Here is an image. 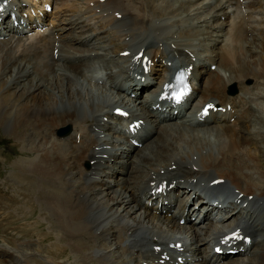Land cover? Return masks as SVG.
I'll list each match as a JSON object with an SVG mask.
<instances>
[{
	"label": "bare ground",
	"instance_id": "1",
	"mask_svg": "<svg viewBox=\"0 0 264 264\" xmlns=\"http://www.w3.org/2000/svg\"><path fill=\"white\" fill-rule=\"evenodd\" d=\"M19 1L21 2L18 0L15 4L19 5ZM89 1L86 0L85 6L77 8L67 5L77 4L76 2L64 1L63 5L66 7L61 12L62 17L60 14L57 17L58 22L48 26L44 33H23L20 37L0 40V44L7 43L6 53L0 54L4 69L11 68L15 62L22 59H26L36 68L35 75L29 78L27 83H22L21 80L15 82L13 87L17 90L18 97L13 98V94L0 97V119L1 116H6L14 121L15 124L11 126L20 137L24 134L23 127H32L29 135L33 137V141L39 137L38 141L30 146V151H35L33 156L30 159H18L14 162V168L21 172L19 174L16 171L15 174L21 183L18 180L15 182L31 187L29 193H24L28 198L24 213L34 211V207L29 205L31 203L36 207L34 196L38 198L40 205L37 217L40 220L34 218L32 222L29 221L32 224L24 228L25 232L23 230L21 238H13L11 243L5 238L4 242L0 243V264H33L35 259L42 261L38 259L39 256L44 258L46 264H122L121 257L125 252L130 253L131 258L138 264L141 260H148L149 264H153V248L150 244L159 243L154 239L156 235L165 238L174 234L178 227L182 226L181 216L178 217L174 211L169 214L173 208L170 203L162 204L160 212L157 211L159 207H149L143 195L149 194V181L161 173V168H169L173 161L185 163L196 157L201 166L210 167L202 177L208 179L212 174L213 177H227L228 181L222 185L207 188L211 198L217 199L228 192L232 193L231 184L240 189L245 186L246 191H251L254 188L252 178L264 182L262 174L258 175L260 173L256 172L258 176H254L259 167V160L254 161L257 157L254 160L249 159V145L253 137L247 124V120L254 126L264 124V105L259 107V113H262L260 117L252 110L248 116L250 105L247 95L251 89L244 83L248 76L259 80L261 83L256 86L257 90L254 92L264 95V76L258 79V72L264 74V66L262 59L257 62L262 63L259 67L245 63L242 55L245 52V43H249V47H246V53L250 51L249 54L256 53L258 48L264 46L256 45L264 37V0H219L211 14H204L202 10L205 9H202L192 17L198 18L200 24L191 27L182 25L186 28L179 29L178 34L165 30L163 35L156 36L164 47L157 46L145 51L155 62L148 74L142 73L144 78L136 79L143 85L142 89L156 90L167 79L166 70L170 67L163 58L176 60L175 53L178 52L181 62H191L194 54L190 55L189 51L197 50L193 38L204 32L208 41L202 45L207 53L205 58L200 57L195 61L194 76L198 82H195L194 91L190 96L191 106H198L203 101L212 99L224 106L231 103L232 107L215 117V123L199 124L203 128L189 125L191 129H188L178 123L175 126L153 124L141 148L128 142L124 132L122 136L116 134L112 131V124L103 120L104 115H110V106L117 100L115 90L119 91V88L112 87V91L104 86L93 85L101 91L97 93L94 87H83L84 91L89 90L87 94L75 88L73 75L83 74L84 65H88L86 61L89 62L94 57H101L106 66L108 65V77L118 75L113 70L112 63L119 64L128 59L120 56L119 50L128 44L136 43L137 46H142L146 43L141 37L135 39L140 33L134 26L136 24L132 12L135 13V22L138 25H146L155 15L158 18L169 15L172 21L167 20L166 23L173 25L171 31L174 30V25H180L183 18H178L179 8L175 2L169 0H150L153 9L148 8L147 0H116V3L114 0H106L97 5H91ZM190 1L193 0H182L179 7L186 8ZM162 2L164 3L161 4ZM20 5L22 11L27 10L22 3ZM207 5L203 2L201 6ZM97 7L107 15L101 16ZM115 10L126 13L124 22L114 15ZM63 18L68 27L60 28L65 26L62 25ZM91 19L95 22L92 23ZM110 21L122 22L119 23L123 26L121 34L128 36V39L124 37L121 41H112L102 49L98 39L107 36L108 29L104 25ZM199 25L202 28L197 27ZM165 27L161 26L164 29ZM70 29L72 34L67 33ZM58 41L59 55L56 58L54 49ZM261 42H264V39ZM167 47H170V50H167ZM260 52L264 54V51ZM157 55L160 58H155ZM206 59L210 60V63L217 62L219 69L213 71L206 68V65L201 64ZM43 62L45 65H42ZM126 70V65L121 64L120 71L125 73ZM48 72L54 75L58 73V78L45 84L49 80ZM60 77L66 81L60 80ZM230 81L238 83L241 90L238 95L226 92L227 83ZM211 89L215 93H212ZM10 98H13L12 102H9ZM101 98H108L110 102L98 105L94 113L82 118L71 108H58L65 105L72 107L79 101L96 104ZM141 101L146 105L151 103L150 99ZM12 104H15V107ZM150 111L149 109V113ZM146 115L151 120L150 115ZM232 116H235L234 122L230 120ZM253 117L259 118V121H254ZM67 123L73 125V131L63 137L56 136L55 129ZM214 125L217 127H213ZM258 134L260 135V129ZM121 138L124 139L120 140ZM214 143H218V154L209 151L208 147L212 148ZM256 146L254 141V147ZM105 153L107 156H104ZM133 153L136 155L135 160ZM87 160L94 161L86 167L84 162ZM248 165H252L253 170L251 168L250 171ZM186 172L192 171L187 169ZM186 183L190 184L189 181ZM257 185H260L259 182ZM0 195L6 197L1 191ZM202 205L209 204L202 202ZM185 210L191 215L200 213L193 204H185ZM9 215L11 214L6 217ZM42 219L47 222L48 229L45 233H39L37 228ZM236 224L257 234L252 224L242 221H237ZM29 226L34 227L33 231L37 232L34 234L36 238H31ZM187 226L191 229V234L186 239H193L192 246L186 249L190 264H264V249L250 258L237 257L222 261L212 255L208 242L213 233H216V237L227 233L235 226L231 222L212 223L205 229L193 223ZM46 235L52 236V239L48 240V246L43 245L47 244L43 243ZM103 239L105 240L100 243ZM214 241L215 239L211 240L212 243ZM256 242L257 238L254 239V243ZM133 252H136V256Z\"/></svg>",
	"mask_w": 264,
	"mask_h": 264
},
{
	"label": "rangeland",
	"instance_id": "2",
	"mask_svg": "<svg viewBox=\"0 0 264 264\" xmlns=\"http://www.w3.org/2000/svg\"><path fill=\"white\" fill-rule=\"evenodd\" d=\"M81 2V5H78L79 3L78 2H76L77 4H67L68 6H73V7H81V6H85V4H87L86 2H85V0H81L80 1ZM164 2H162L161 4H163ZM62 4H64V1L62 2ZM65 7H66V5H65ZM64 7V8H65ZM61 17H62V14H61ZM89 20V19H88ZM65 23V20H64V18H63V20H62V25H65L64 24ZM61 27H68L67 25H65V26H60V28ZM67 33L68 34H72V31H71V29L70 30H68L67 31ZM260 42H258L257 44H259ZM246 44V43H245ZM256 44V45H257ZM4 46V47H3ZM246 47H248L247 45L245 46V49H244V51L246 52ZM5 50H4V49ZM263 48V49H262ZM261 49H262V51H264V46L262 47ZM3 49V50H2ZM0 51H1V55H4L5 53H6V51H7V43H1L0 44ZM261 57V58H260ZM194 59V58H193ZM261 59H264V54L263 53H261L260 52V54H258V55H256V56H253V57H251V58H249L248 60H246L245 61V63H252V64H257V62H260L261 61ZM78 64V63H77ZM71 66H73V65H75V64H70ZM263 66H264V63H263ZM256 67H259V65H256ZM223 73V72H222ZM221 73V74H222ZM225 73V72H224ZM223 73V74H224ZM263 76H264V74H262ZM262 76V77H263ZM261 77V78H262ZM260 78V79H261ZM253 82V79H251V78H249V79H247V83H249V84H251ZM7 86H6V84H5V82H4V80H0V92H2V90H4L5 88H6ZM84 88H87V87H94L95 88V90H96V92L97 93H101V91L100 90H98L95 86H93V85H90V84H84V86H83ZM84 88H83V92H85V93H87L88 94V91L89 90H87V91H84ZM100 91V92H99ZM93 90L91 91V94H93ZM211 92L212 93H215V91L213 90V89H211ZM17 96V95H16ZM16 96H13V98L15 97L16 98ZM18 97V96H17ZM102 97V96H101ZM13 98H10L9 99V102H12L13 101ZM262 98V97H261ZM102 99V98H101ZM229 99H231L230 97H229ZM228 99V100H229ZM92 100V102H94V99L92 98L91 99ZM98 100H100V99H98ZM76 104V103H75ZM74 104V105H75ZM261 104L262 105H264V99H262V100H260V103H259V106L258 107H260L261 106ZM65 106H69V105H65ZM14 107H15V105H14ZM71 107V106H70ZM74 108H75V110H76V112L78 113V114H83V112L82 111H80V110H78L75 106H73ZM61 110H63V109H61ZM261 110H257V113H256V111H255V115L256 116H258V117H260V115L262 114V113H259ZM263 113H264V110H263ZM4 117V118H3ZM253 119L255 120V121H259V118H254L253 117ZM257 123H259V122H257ZM8 124H10V125H8ZM15 123H14V121H10V119H8L6 116H1V119H0V185H1V182L3 181V179H4V174L6 173L7 174V172L6 171H8V168L9 167H11V163H12V161L16 158V157H18L20 154H22V153H24V154H27V155H31V156H21L19 159H30L32 156H33V152H35V151H30V146L32 145H34V141L31 139V137L28 135V133H29V131H30V127H28V128H24L23 127V131H24V135L25 136H23V137H20L18 134H16L15 133V131H14V127H12L11 125H14ZM256 126L258 127H252V128H250V129H252V130H254V129H256L254 132H255V135H253L252 133V137H253V141L251 142V144L249 145V148L253 145L254 146V141L256 142V147H257V150H250V152H249V159L250 160H252V158H253V160L254 161H257V159L259 160V167H258V169H257V171H255V174H254V176L255 177H257L258 175H263L264 176V166H262L263 165V163L262 162H264V124L262 125H260L259 126V124L257 125L256 124ZM17 128V127H16ZM263 128V129H262ZM258 129H260V135L258 134ZM31 131H32V129H31ZM19 136V137H18ZM256 137V138H255ZM21 139V140H20ZM32 140V141H31ZM24 141H25V143H24ZM31 141V142H30ZM27 142V143H26ZM29 142V143H28ZM24 145V146H23ZM27 149V150H26ZM254 152V153H253ZM253 153V154H252ZM260 155H261V157H260ZM8 157V159L7 160H5L6 158ZM262 158V159H261ZM18 160V159H17ZM16 160V161H17ZM251 163V162H250ZM14 164V163H13ZM261 166H262V168H261ZM248 167H249V170L252 168V170H253V167H252V165H248ZM260 169V170H259ZM19 173V174H21V172H20V170H18L17 168H13L11 171H10V173H9V177L11 178L10 180H7L6 181V184L8 185V187H12L11 189L12 190H10V189H8L9 190V192H8V190L7 191H5L4 193H5V195H6V197H4V196H1L0 198V215H1V217L2 218H8V217H11V216H13V215H15V213H18V215H19V218H20V223H19V234H18V236H17V234H16V229H14V228H12V227H9V228H6L5 226H6V224H5V221L4 220H6V219H1L0 218V221H2V223H3V225H0V241L1 240H3V238H2V236H5V235H10V236H6L5 238H9L10 239V243L12 242L11 240L13 239V238H17V237H20L21 238V235L23 236V230H24V228H26V227H28L27 225L28 224H32V223H30L29 221H33V219L35 218V219H38V220H40L39 218H37L38 216H34V214H35V209H36V207L35 206H33L31 203L29 204L30 205V207H34V211L33 212H31V213H24V209H25V203H26V201H27V199L28 198H26L24 195L26 194V193H29L30 192V189H31V187L30 186H26V184H17L15 181H17L18 180V178L15 176V174L17 173V172ZM251 171V170H250ZM253 172V171H252ZM256 172H257V174L258 173H260V174H256ZM16 178V179H15ZM15 179V180H14ZM19 182H20V180H18ZM21 183V182H20ZM30 184H32V186H34V184L33 183H31L30 182ZM20 185H21V187H20ZM25 185V186H24ZM1 187H2V190H0V191H4L5 190V187L3 186V185H1ZM24 188V189H23ZM17 189H20V191L18 192V190ZM14 191V192H13ZM15 195H14V194ZM25 193V194H24ZM23 195V196H22ZM10 196V197H9ZM28 196V195H27ZM36 196H34V198H35ZM37 198V197H36ZM10 199V200H9ZM35 200V199H34ZM8 214H11V215H9L8 217H6ZM42 217H43V214H42ZM26 224V225H25ZM43 225V222H41V223H39L38 224V226H37V228H38V232L40 233V232H47V229H45V228H43L44 226H42ZM30 227V226H29ZM31 228V234L32 235H30L31 236V238H36V236H34V234L36 235L37 234V232H34L33 230H34V227H30ZM24 232H25V230H24ZM14 236H17V237H14ZM4 238V239H5ZM39 238V237H38ZM52 239V236L51 235H46L45 236V238L43 239L44 240V242L43 243H47V244H43V245H46V246H48V242L50 241ZM23 240H25V239H23ZM22 240V241H23ZM49 240V241H48ZM67 253H69V251L67 250L66 251ZM134 256H136V252H133L132 253ZM123 260V259H122ZM122 264H124V260H123V262H121ZM48 264H52V263H48Z\"/></svg>",
	"mask_w": 264,
	"mask_h": 264
},
{
	"label": "snow or ice",
	"instance_id": "3",
	"mask_svg": "<svg viewBox=\"0 0 264 264\" xmlns=\"http://www.w3.org/2000/svg\"><path fill=\"white\" fill-rule=\"evenodd\" d=\"M179 98V97H178Z\"/></svg>",
	"mask_w": 264,
	"mask_h": 264
}]
</instances>
